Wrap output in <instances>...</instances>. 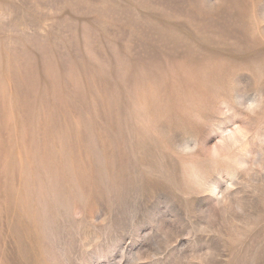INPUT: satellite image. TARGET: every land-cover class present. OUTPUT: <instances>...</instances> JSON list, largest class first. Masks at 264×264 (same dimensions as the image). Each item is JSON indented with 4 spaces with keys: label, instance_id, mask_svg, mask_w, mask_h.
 <instances>
[{
    "label": "rangeland",
    "instance_id": "rangeland-1",
    "mask_svg": "<svg viewBox=\"0 0 264 264\" xmlns=\"http://www.w3.org/2000/svg\"><path fill=\"white\" fill-rule=\"evenodd\" d=\"M0 264H264V0H0Z\"/></svg>",
    "mask_w": 264,
    "mask_h": 264
},
{
    "label": "bare ground",
    "instance_id": "bare-ground-1",
    "mask_svg": "<svg viewBox=\"0 0 264 264\" xmlns=\"http://www.w3.org/2000/svg\"><path fill=\"white\" fill-rule=\"evenodd\" d=\"M195 78H196V77H195ZM236 100H237V99H236ZM259 126H260V125H259ZM240 136H241V134H240ZM248 139H249V138H248ZM234 140H236V139H234ZM234 140H233V141H234ZM242 141H243V140H242ZM246 141H247V139H246ZM249 141H250V140H248V142H249ZM231 142H232V141H231ZM234 142L236 143V141H234ZM244 142H245V141H244ZM233 144H234V143H233ZM236 144H239V143H236ZM236 144H234V145L236 146ZM246 144H247V142H246ZM246 144H244V145H246ZM234 145H233V146H234ZM236 147H237V146H236ZM240 147H242V146H240ZM238 149H239V145H238ZM235 150H236V148H235ZM240 153H241V152H240ZM190 160H191V159H190ZM188 161H189V160H188ZM190 165H191V164H190ZM190 165H189V166H190ZM193 168L195 169V167H193ZM190 169H191V168H190ZM190 169H189V171H188L189 174H190V172L192 171V170L190 171ZM201 169H202V168H201ZM186 171H187V170H186ZM198 172H199L198 170L193 171V172L191 173V175H192V176H193V175H196V177H197V175H198V176H201V175H199L200 172H199V173H198ZM203 172H204V171H203ZM186 173H187V172H186ZM189 174H188V175H189ZM191 175H190V176H191ZM193 177H195V176H193ZM200 179H201V177L198 178L197 182L200 181ZM199 183H200V182H199Z\"/></svg>",
    "mask_w": 264,
    "mask_h": 264
},
{
    "label": "clouds",
    "instance_id": "clouds-1",
    "mask_svg": "<svg viewBox=\"0 0 264 264\" xmlns=\"http://www.w3.org/2000/svg\"><path fill=\"white\" fill-rule=\"evenodd\" d=\"M236 127L238 128L239 126L237 125ZM228 134L231 135V130H229V133Z\"/></svg>",
    "mask_w": 264,
    "mask_h": 264
}]
</instances>
